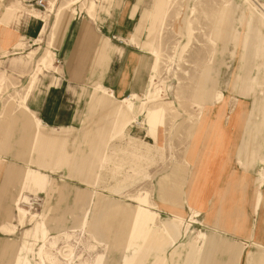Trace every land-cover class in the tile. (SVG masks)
Masks as SVG:
<instances>
[{
    "label": "rangeland",
    "instance_id": "374dc122",
    "mask_svg": "<svg viewBox=\"0 0 264 264\" xmlns=\"http://www.w3.org/2000/svg\"><path fill=\"white\" fill-rule=\"evenodd\" d=\"M66 1L56 0L54 6L48 1L46 10L33 12L56 19L47 47L49 29L38 50V42L20 41L16 47H23L22 53L0 64V74L7 76L0 91V144L6 146L0 167L13 163L6 176L9 189L1 210L5 215H0V264H120L133 244L148 256L144 264H156V256L163 257L164 264H184L189 248L183 247L174 262V246L193 245L197 252L208 234L243 246L240 264H249L250 252L264 253L255 244L264 245V117L255 112L264 102V0H162L158 12L142 19L143 46L157 55L149 87L141 95L120 99L138 104L132 120L115 127L113 115L91 104L88 91L81 125L72 129L68 141L55 143L52 152L30 135L20 143L27 132L20 121L8 130H13L11 144L4 143L12 115L23 114L20 96L34 74L39 80L55 69L53 47L62 20L72 14L97 19L120 0H95L92 12L87 10L91 0H81L59 13ZM156 1L144 0V7L153 12ZM18 4L20 19L31 16L25 13L28 9L39 11ZM93 85L92 92L102 93ZM153 110L162 112L161 128L155 132L148 122ZM221 136L224 141L214 145ZM65 148L71 153L79 150L85 163H68ZM208 158L220 166L206 179L199 166ZM26 166L41 172L45 183L25 179ZM84 175L89 183L81 180ZM232 179L244 186L230 199L225 194ZM258 186L262 196L257 198ZM193 190L197 196L191 205L188 197ZM105 199L156 212L153 222L159 227L182 214L183 220L172 221L179 227L177 243L168 246L163 232L159 236L151 224L131 231L121 222L127 221L125 216L102 217L101 210L94 225L95 204H105ZM232 210L240 217L225 226L233 231L218 228L216 218ZM209 252L226 258L219 247L203 246L192 264H208L204 258Z\"/></svg>",
    "mask_w": 264,
    "mask_h": 264
},
{
    "label": "crops",
    "instance_id": "0c3cea01",
    "mask_svg": "<svg viewBox=\"0 0 264 264\" xmlns=\"http://www.w3.org/2000/svg\"><path fill=\"white\" fill-rule=\"evenodd\" d=\"M25 1L29 0H0V64L6 61V58L12 54L22 53L23 47H16L20 41L28 44L38 42L39 46L36 48L38 50L44 41V35L48 29L49 32L51 31V36L46 47L52 39V31L56 19H47V17L36 14L41 13L39 9H37L39 11L26 10L25 13L31 16L20 19L21 14L19 15V12L22 6L18 2L25 4ZM48 1L49 3L51 1L52 6L56 3V0ZM79 1L81 0H67L59 7L58 12L64 11ZM162 4V0H157L152 12L144 7V0H120L118 5H114L108 12L101 14L97 19L72 14L62 20L60 26H58L55 46L53 47L54 56L58 61L53 67L55 69L52 72L48 71L46 77L39 78V80L37 73L34 74L33 79L20 96V107L23 108V114L20 116L17 114L12 115L11 121L4 132V143L11 144L8 141V137L13 130L9 132L8 130L20 121L23 130L27 131L20 140V143H22L23 138L30 135L40 141L45 150L52 152L53 149L55 150V143L62 144L68 141L72 129L81 125L86 112V94L88 95V91H90L91 104L97 105L105 109L110 115H113L115 127L120 121L124 123L132 120L138 110V104L129 99H120L133 94L141 95L149 87L152 70L156 66L157 55L152 54L151 51L143 46L145 28L144 26L142 27V19H150L155 14L154 12H158L161 9ZM95 6V0H91L87 6V10L92 12L95 10ZM33 12L36 13L33 14ZM13 19H20V21H12ZM37 50H33L32 55ZM52 65L49 64L48 66ZM23 76L25 75H21V77ZM6 77L5 73L0 74V91ZM93 83H95L94 87L103 89L102 93L92 92ZM112 96L119 99L120 102L113 100ZM217 102L221 103V101ZM256 111L264 117V102L255 107ZM161 113L160 110H153L148 115V122L152 132L161 128ZM47 128H50V132L47 131ZM205 135L204 133L203 139L207 138V135L206 137ZM93 140L95 141L96 139ZM251 140L248 143V147ZM222 141L224 140L221 136L219 140H214V145H219ZM255 144L257 146L260 145V143ZM1 151H6L5 144L0 147V153ZM17 151L18 149L16 153ZM64 154L69 159L68 163L72 162L76 166H82L85 163V155L81 154L79 156V150L71 153L65 148ZM6 164L0 167V215L4 214L1 210L6 206L4 198L5 193H8L9 189L7 187L9 184L6 177L7 170L11 173L12 169L9 166H12L13 163ZM218 166H220L219 161L208 158L199 166L203 168L201 175L207 179L215 167ZM22 174L25 179L28 178L35 184H43L47 180L41 172L31 170L28 166L24 167ZM15 175L16 178L18 174L16 173ZM84 177L85 175L81 180L89 183ZM161 184V191H163L164 184ZM240 186H244V184L238 183L236 179L230 180L225 195L232 199L238 193L237 191H242ZM256 195L257 198L262 196L261 186L257 187ZM196 196V192L194 190L191 191L188 197L191 205L196 203ZM222 196L223 193L221 194ZM105 200H108L105 204L100 203V206L97 202L95 204L97 211L95 213L94 225L100 221L99 210H101L100 215L102 217L105 214L115 215L119 218H121L120 215L125 216L127 221L124 222L123 218H121V222L123 225L129 227L131 231L136 226L146 227L151 224V228L159 236H161L160 230L163 232L162 236L167 239L168 246L177 243L180 232L176 224L180 220H183L182 214H177L175 218L167 219L163 222L162 227H159L153 222L154 218L158 216L156 212H152L142 205L132 208L129 205L122 206L110 199ZM220 200L222 201V198ZM233 210L222 219L216 218L215 223L218 224L216 225L218 228L225 231H233L225 226L229 221L235 219V216L240 217L239 215H234ZM130 215H133L132 220H130ZM153 215L156 217H153ZM172 221L177 223L174 224ZM237 221L241 223L242 218ZM242 227L246 231L245 225H242ZM255 244L264 251L263 244L258 242H255ZM134 245L131 254L125 253L123 261L120 264H144L147 261L148 256H142L140 249ZM203 246H210V248L219 247L222 255L226 257L222 260V258H218L214 256L215 254L209 252L204 258L205 263H241L243 246H232L230 242L211 237L209 234L206 240L200 242L197 252L193 250V245H182V243L175 245L171 254V261L177 262V258L182 255L183 247H188L184 264H192L194 260L196 261L199 258L198 256ZM156 251L158 252V250ZM162 258L156 256V264H164ZM248 262L249 264H264V253L262 251L256 254L250 252ZM16 263H18V260H16ZM24 264H29V262L25 261Z\"/></svg>",
    "mask_w": 264,
    "mask_h": 264
},
{
    "label": "built area",
    "instance_id": "2783aa9c",
    "mask_svg": "<svg viewBox=\"0 0 264 264\" xmlns=\"http://www.w3.org/2000/svg\"><path fill=\"white\" fill-rule=\"evenodd\" d=\"M25 4L29 8H36V9H39V10H46L47 4H48V0H29V1H25Z\"/></svg>",
    "mask_w": 264,
    "mask_h": 264
},
{
    "label": "bare ground",
    "instance_id": "6f19581e",
    "mask_svg": "<svg viewBox=\"0 0 264 264\" xmlns=\"http://www.w3.org/2000/svg\"><path fill=\"white\" fill-rule=\"evenodd\" d=\"M47 9V8H46ZM221 96H222V94L220 93V94H218V99L219 100H221ZM130 98V97H129ZM128 99V98H127Z\"/></svg>",
    "mask_w": 264,
    "mask_h": 264
}]
</instances>
